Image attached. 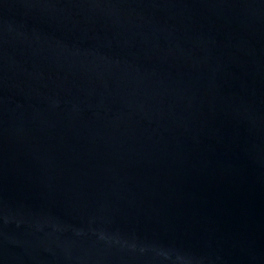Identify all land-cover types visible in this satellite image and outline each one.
<instances>
[{
	"label": "water",
	"instance_id": "95a60500",
	"mask_svg": "<svg viewBox=\"0 0 264 264\" xmlns=\"http://www.w3.org/2000/svg\"><path fill=\"white\" fill-rule=\"evenodd\" d=\"M0 264H264V0H0Z\"/></svg>",
	"mask_w": 264,
	"mask_h": 264
}]
</instances>
